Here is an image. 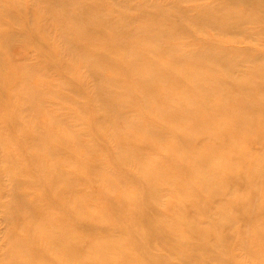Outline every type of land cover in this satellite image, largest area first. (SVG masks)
Returning <instances> with one entry per match:
<instances>
[{
    "label": "rangeland",
    "instance_id": "rangeland-1",
    "mask_svg": "<svg viewBox=\"0 0 264 264\" xmlns=\"http://www.w3.org/2000/svg\"><path fill=\"white\" fill-rule=\"evenodd\" d=\"M4 1L6 0H0V9L4 8ZM70 1L71 4L67 10L69 12L80 9L78 4L80 1L95 4L105 2V8L96 11L95 15H89L91 19H76V17L63 15L64 11L60 8V4L58 2L55 4L52 0H11L9 7H18L23 13L19 14L16 19L6 15V18L0 17V30L7 36L6 39H0V48L6 51L7 61L2 64V68L6 66L9 72L21 70L18 75H21V78L23 77L22 79L27 83L25 84L27 97L20 101L21 107H19L22 125L3 130V122L0 121V131L21 134L24 128H34L35 130H32L36 135L42 134L45 138L48 136L50 142L59 143L63 140H72L76 144L74 147L85 151V146H96L95 141L98 142V145H111L109 134L113 131L118 133V135L113 134L115 140L133 144L132 146L138 145V140L144 138L156 139L155 135L146 129V125H143L145 119L139 112L140 107L127 105L129 102L126 96L127 88L132 85V81L138 79H127L125 72L120 70L118 65L108 67L97 61L93 62L91 55L98 52L104 56L108 55L111 59H115L117 56L123 58L122 54L124 53H144L142 57L134 61L131 70L145 82L153 83V80L158 79L156 84L162 90L161 94L158 89H154L147 95L146 92L144 93V87L138 86L137 88L138 95L145 94L152 100L148 105L150 109L141 108L142 111L144 113L148 111L154 117L157 114L168 124V127L165 128L164 137L158 138L156 147L152 145L144 147V155L137 157L132 163L134 169L139 167V169L154 173L153 167H158L162 163L174 162L175 159L185 154H194L202 161L210 163L218 162L222 157V150H210L205 142L213 138V131L225 126L226 117L236 115L230 100L237 102L242 96L235 90L237 82H242L240 87L257 85L256 93L251 97L253 103L250 104L252 106L240 110L245 109L243 115L250 114L249 117L254 116L253 119L264 122V12L259 7L255 9L247 7L243 12L235 4L237 0ZM50 2L53 5L49 6ZM165 5L170 7L169 10H166L167 8L163 10ZM100 8L102 7L100 6ZM202 9L205 12L209 10V22L203 23L195 20ZM155 13L163 15H158L155 19L153 17ZM160 17L164 18L162 22L168 23L167 27L181 24L186 29L174 35L146 31L148 26L157 23ZM225 18H227L226 21ZM94 19H96V23L93 22ZM107 22L111 23L110 27H119L120 25L121 27L117 28L118 33L114 28H107L108 32L105 33V36L95 31V25L100 27L103 23L108 24ZM31 30L32 35L30 34ZM37 33L41 35L40 38L37 37ZM134 36L137 38H134V41H129ZM120 38L126 42L118 43ZM162 46H165L164 51L157 55V50ZM219 48H226L223 50H226L228 55L227 61L181 60L182 57L191 56L197 51L209 52L212 50L215 52L217 50L215 52L217 53ZM150 55H156L151 62L146 59ZM248 57L251 59L246 60ZM65 62L68 63L67 68L61 65ZM169 65L171 66L169 67ZM162 67L164 69L168 67L171 74L158 77V70ZM119 72L123 81L114 80V76H118ZM180 73H185L190 77V80L194 82L190 85L197 83L202 88H206L207 90L204 91L207 93V98L195 93V88L189 90L186 86L179 84L180 80L175 76ZM78 81L80 83H77ZM14 82H20L19 77ZM79 87L82 88V94L74 90ZM102 87L114 91L117 95L115 103L113 102L114 104L111 106L96 96ZM192 91L194 93L187 96L188 92ZM110 96L112 97L111 92ZM193 109L213 112L216 115L208 122L191 121V114H194L192 113ZM237 111L239 110L237 109ZM5 112L9 113L10 111L6 110ZM183 134L195 142L193 147L187 145L188 148L182 144L180 137ZM232 134V136H241L239 133ZM203 139L206 141L199 144L198 141ZM30 141L33 145L40 144L45 150L51 148L50 142H43L42 145L37 136H34ZM113 144L115 146L114 142ZM248 144L246 147L254 156H264L262 144L257 141ZM74 147H71L69 151H73ZM166 150L173 151V161H163L164 157L161 155ZM95 151L92 150L87 154L94 155ZM131 151L133 150L131 149L125 154L132 156ZM96 154L100 159L99 164H102L97 167L105 173V169L112 165V158L108 156L107 151L102 149L96 151ZM15 155L19 159L21 154L18 151ZM166 155L164 156L166 157ZM20 161H24V159ZM43 162H47V166L43 167L42 174L58 172L60 175L58 184L53 187L50 197L58 199V201L51 203L50 199L41 196V192L44 194L42 188L53 181L48 180V183L45 182L42 186L37 185L35 187L37 189L32 190L33 192H30L31 194L27 195L23 199L24 201L19 202L15 213L14 209L10 213L15 215L13 216L14 225L19 227L16 233L12 234L8 221L0 218V250L4 249L8 253L13 247L15 251L20 244L11 246L9 236L12 235L15 239H20L26 234V230L21 225L30 222L26 215L34 210L37 214L33 218L32 224L36 231L33 230L27 234L26 239H29V236L33 237V240H29L34 242L36 250L40 248L47 252H53L49 256H39L33 262L25 255L22 259L27 260V264H81L93 260H96L97 264H117L115 262L117 258L122 262L123 255H125L122 252L118 253L117 250L135 251L137 244L129 242L127 239L126 246L117 247L116 251L107 248L113 243H120L124 239L122 235L95 234L88 236L81 230L74 231L76 216H70L72 213L69 212V207H77V197L81 199L79 211H92L96 205L100 207L97 193L109 189L104 185L95 186L87 179L78 180L76 184L74 176L77 168L80 164H85V161H67L64 153L53 150V152H49ZM226 165L222 168L233 170L238 164L231 161ZM207 166L210 167V165ZM198 168H202L201 163L196 164L195 169ZM243 169L259 171L261 175L258 178L246 176L242 179H227L226 186L230 189H226L221 196L229 198L221 201V196L215 197L212 205L210 204L211 197L206 194V189L216 186V180L206 177L200 181L194 173L178 175L185 179L188 185L191 183L193 186L196 185L197 188H194L197 192L200 191L198 194L189 193V188L179 190L173 183L158 177L154 183H156V190L160 192L159 196L153 194V197H150L152 202L141 199L137 205L138 208L149 214L150 225L139 226L130 223L124 236L133 234V240L135 238L137 241L141 235V238L149 243V247L156 255L164 256L165 259L172 262L195 264L185 263L183 259L188 257L186 255L189 249L176 245L190 242L193 244L192 250L200 252L198 248L199 244H203V236L195 232V226L209 227L211 228V238L207 241L206 251L202 253L207 259H211L206 263L225 264L229 258L231 259L230 264H264V161H249ZM171 174L177 175L174 171ZM105 175L107 178L108 176L113 177V174L110 175V173ZM130 178L134 183H121V185L115 183L110 191H113L112 189L117 191L121 188L122 192H128L132 191L134 187H142L137 174ZM5 182V187H0V203H2L0 215L5 213L8 203L13 199L8 176L5 177ZM66 184L68 188L76 186L80 193H72V189L64 187ZM20 188L21 193H24V190L25 192L31 191L25 184ZM250 190H255V192L251 206L245 214L248 220L239 222L240 218L235 209L236 203L239 196L247 198V192ZM139 197H141L140 194ZM34 198L40 200L31 206L29 201ZM87 200L90 202L86 203ZM191 200H198L200 203L190 204ZM149 205L151 207L145 210L144 207ZM221 205H224L225 207L222 208H225V212L229 213L228 218L217 213ZM131 206L135 205L131 204ZM123 211L122 217L113 219L114 227L125 226L127 219L135 220L138 217V211L134 207H126ZM217 223L221 227L227 224L233 225L232 230L242 229L241 232L244 230L243 239L238 235H231L229 242H224L221 239L220 228H214ZM99 225L103 229L108 227L101 220H99ZM151 232L152 234H150ZM68 239L73 241L82 239L85 244L96 245L98 250L89 246L79 254L77 252L71 254L68 252ZM172 247H175V250L170 249ZM1 262L2 264L9 263L6 254Z\"/></svg>",
    "mask_w": 264,
    "mask_h": 264
},
{
    "label": "bare ground",
    "instance_id": "bare-ground-1",
    "mask_svg": "<svg viewBox=\"0 0 264 264\" xmlns=\"http://www.w3.org/2000/svg\"><path fill=\"white\" fill-rule=\"evenodd\" d=\"M11 0L4 1V8L0 9V17L6 18L12 17L13 19H16L19 14H22L23 11H21L18 7H9V4ZM55 4L58 2L60 4V8L62 9L63 15H69L72 18L76 19H82V18H89V15L96 13L98 10H102L105 8V2H99L93 3V2H78L80 9L77 11L69 12L67 11L69 9V5L71 4L70 0H52ZM52 2H50L49 6L53 5ZM239 6V10L243 11L247 7H259L261 11L264 12V0H237L235 2ZM100 6L102 8H100ZM174 7V5H173ZM167 8L166 10H169V6H164L163 10ZM179 10V8H178ZM162 11V9H161ZM160 12V10H159ZM209 10L205 12L204 9L200 10L198 13V16H196L195 20L197 22H209L210 16H208ZM162 13V12H161ZM161 13H155L154 18L157 19V16H162L164 14ZM264 14V13H263ZM91 19V18H89ZM164 19V18H163ZM161 17L158 20L157 23L151 24L148 26L146 31H152L154 33H161V34H169L174 35L177 33H181L186 27L182 26L181 24H175L173 27H167V22H162ZM255 19V17H254ZM227 18H225V21ZM224 21V22H225ZM94 23H96V19L93 20ZM108 23V22H107ZM135 23V22H134ZM137 23V22H136ZM102 24V23H101ZM109 24L103 23L100 27L95 25V31L98 33H101L105 36V33L107 28H114V30L117 32V28H120L121 26H113L110 27ZM177 25V26H176ZM92 27V26H91ZM79 28V27H78ZM94 28V27H92ZM84 31V30H83ZM82 32V31H81ZM63 33H66L63 31ZM118 33V32H117ZM149 33V32H148ZM32 35V30L30 32ZM40 34L37 33V37L40 38ZM151 37V36H150ZM7 36L4 35V32L0 30V39H6ZM32 38V36H31ZM137 37H131L129 41H134ZM153 38V37H151ZM32 40L35 41L34 38ZM37 41V40H36ZM101 41V40H100ZM40 43V41H38ZM42 42V41H41ZM123 42V44L126 42V40H123V38H120V41L118 43ZM109 43H112V41H109ZM43 44V43H41ZM38 45V44H37ZM36 45V46H37ZM39 47V45H38ZM124 48V47H123ZM165 46L159 47V50H157V55H160L164 51ZM226 48H219L217 53L212 52V50H209V52H194L191 56H184L181 58V60H197V59H210L211 61H227L229 58L227 57L226 50H223ZM103 53V52H102ZM110 54V53H109ZM144 53L140 52H131V53H124L122 55L123 58H119L117 56L115 59H111L108 55H102L100 52L94 53L91 55V60L100 62L101 64H106L108 67H113L118 65L119 69L124 71L126 74L127 79H133L136 78L138 80L132 81V85L127 88L126 96L128 97L127 105L133 106L136 105L139 109V112L141 113V116L145 119L143 122V125H146V129L151 132L153 135H155L156 139L151 138H144L143 140H138L137 144H125L124 141H118L115 140L113 137V134L118 135L116 131H113V133L109 134L110 140L112 142L111 145H98V142L95 141L96 146L94 145H88L85 146V150H80L76 147H74L76 144L74 141L70 140H63L59 143L56 142H50L48 141V136L45 138L42 134H35L32 129L24 128V131H21V134H13L12 131H9L8 133H4V128L10 129L14 128L18 125H22L21 123V111L19 107H21L20 101L27 97V87L25 84H27L24 79L21 78V75H18L21 73V70L15 71H7V67L4 66L2 68V64L7 62L6 61V51L0 48V121L3 122V130L0 131V187H5V177L8 176L10 180V187H11V194L13 195V199L8 203L7 209L5 213L0 215V218H3L4 221H8L10 224V228L12 230V234L16 233V231L19 230V227L17 225H14V218L11 215V211L14 209V213L19 207V202L23 200L27 195L31 194L30 192H33L32 190L37 189L35 188L37 185L42 186L47 182L48 180L53 181L52 183H48L46 186L42 188L44 191V194L41 192V196L44 198L50 199L51 203H55L58 201V199L50 198L51 192L53 190V187H55L58 184V181L60 179V175L58 172L50 173L48 175L42 174L43 167L47 166V162H43L49 155V152H53V150L61 151V153L65 154V158L67 161H85V164H80L78 166L76 175L74 176L76 178V184L78 180L87 179L91 181L95 186L97 185H104L107 186L109 189H104L100 193H97V197L99 198L100 207L96 205V207L93 208L92 211H79L78 208L81 204V199L77 197V207L71 208L69 207L70 216H76L75 217V223H74V231L75 230H81L84 234L88 236H92L95 234H104V235H122L124 239L116 244L113 243L111 246H107V248L110 249H117V247H124L126 246V239L129 242H135L137 245L135 247V251L131 250H117L118 253L122 252L125 253L123 255V261L120 262L117 260L115 261L117 264H181L179 262H172L167 259H165L164 256L156 255L151 247H149V243L146 242L140 238L136 241L135 238L133 240L134 235L128 234V236H124V233H126V230L130 223L137 224L139 226L142 225H150L151 219L149 214L145 213L141 210V208H138L137 205H139V200L144 199L147 202H152L150 200V197H153V194H157L159 196L160 192L156 190L154 183V180H156L158 177H161L164 181L173 183L177 186V189L179 190H186V188H189V193H198L200 194V191L197 192L195 188H197L196 185L187 184L185 179L180 178L178 175L181 174H195L198 177V180H203L206 177H210L209 179H214L217 181L216 186L213 188L206 189L207 193L209 194L208 197H211L210 204L212 205L215 201V197H219L222 195L226 189H230L228 186H226V180L227 179H242L246 176H253L254 178H258L261 174H259V171H248L244 170L243 168L247 166L249 161H264V156H254L249 149L246 147L249 142L257 141L258 143L262 144L264 146V122L259 121L256 119H253L254 116L249 117V115H243V110H240L242 108H249L252 106L250 104L253 103V100L251 97L256 93L257 85H251L246 87H240L242 86V82L235 83L237 85V88L235 86V90L237 94L240 93L241 98L237 102H232L231 107L235 108L234 112L236 115L231 116L232 117H226L225 118V126L217 129V131H213V138L209 141L205 142L206 140L203 139L202 141H198L199 144H202L205 142L207 147H210V150L213 149H221L222 150V157L219 158L218 162H212L209 161H202L199 157H195V155L191 154H185L179 157L178 159H175L174 162H168V163H162L158 165V167H153L154 173L152 171L147 172L144 169L135 168L132 163L135 162V159L139 156H143V150L145 146L157 145V140L160 137H164L165 128L168 127V124L163 121L157 114L154 117L150 112L146 111L145 113L142 111L141 108H149V104L151 103V98L149 99L148 96L145 94H137L138 86L144 87V93L146 92L147 95H149V92L154 89H158L159 94L162 93V90L158 84H156L158 79L153 80L152 82H145L143 78H139L133 71L131 70V66L133 65L134 61L142 57ZM256 55V54H255ZM156 56V55H155ZM155 56L150 55L146 59L151 62L155 58ZM251 59L248 57L246 60ZM140 62V61H139ZM232 62V60H231ZM9 64V63H8ZM61 65L65 66L67 68L68 63H61ZM113 65V66H112ZM171 65H169L170 67ZM171 71H169L168 67L167 69H164L163 67L158 70V77H164L165 75H169ZM118 76H114L115 81H123L121 78V73L119 72L117 74ZM19 77L20 82H14ZM132 77V78H131ZM177 79H179V84H182L186 86V88H189V90H192L195 88L194 92L199 93L204 98H207V93L204 90H207L206 88H202L197 83L196 85H190L191 83H194L190 80V77H188L185 73H180L177 76H175ZM93 78V77H92ZM73 83V82H72ZM77 83H80L78 81ZM256 87V88H255ZM82 89V88H81ZM80 89H74L76 92L82 94L83 91ZM110 92L112 94V97L110 96ZM193 91L191 93L188 92L191 96ZM96 96L100 99L106 101L110 106L115 103V99L117 97L116 93L112 90L105 89L104 87L100 88L99 91L96 93ZM161 96V95H160ZM18 97V98H17ZM235 101V100H234ZM114 102V103H113ZM237 109L239 111H237ZM9 110V113H6L5 111ZM110 110V109H109ZM218 110V107H217ZM264 110V108H263ZM107 111V110H106ZM105 111V112H106ZM191 114V121L198 120L197 122L203 123L211 121L216 113L213 112H207L204 110H198L193 109ZM234 113V114H235ZM107 114V112H106ZM108 115V114H107ZM244 117H242V116ZM110 116V115H109ZM151 119V120H147ZM252 121V122H251ZM251 123V124H250ZM140 125V123H139ZM261 125V126H260ZM232 133H239L241 136H232ZM34 136H37L40 139V142L43 145V142L49 143L51 145V148H48L47 150L43 149L40 144L33 145L31 144L30 140L33 139ZM192 136V134H191ZM96 138L99 140V138L96 136ZM30 141V142H29ZM180 141L182 144H184L186 147L191 146L193 147L194 141H192L191 138H188L186 134H183L180 137ZM115 143V146L113 144ZM188 145V146H187ZM250 145V144H248ZM71 147H74L73 151H69ZM135 147V148H134ZM189 148V147H188ZM99 149H102L104 151L108 152V156L111 159L112 165L110 167L105 169V173H103V170H100L101 168L97 167L99 165L100 159L97 157L96 151ZM133 150L130 153L132 156H128L125 154V152H128L129 150ZM96 150L94 152V155H88L87 153ZM123 150V151H120ZM173 150V149H172ZM166 150L164 154L161 155V157H164L163 161H173V151ZM20 152L19 159H17L15 153ZM172 152V154H171ZM170 153V154H169ZM165 154L166 157L164 156ZM160 157V158H161ZM24 159V161H20ZM180 159H182L180 161ZM233 161L234 163L238 164L235 166L233 170H225L222 167H224L226 164ZM202 164V168L195 169L196 164ZM206 165H210L206 167ZM227 166V165H226ZM113 169V170H111ZM173 169V170H172ZM193 169V170H192ZM110 171V172H109ZM174 173L171 174L170 173ZM106 173L113 174V177H106ZM163 173V174H161ZM136 174L139 176V182L141 183L142 187L137 188L134 187L132 191L128 192H122L120 189H112L113 191H110L111 188H113L114 184L120 183H134L133 180L130 177L136 176ZM178 176V177H177ZM64 178V177H63ZM27 185L31 191H27L24 193H21L19 191L21 185ZM67 189H72V193H80L79 189H76V186L68 188L67 184L64 186ZM195 187V188H194ZM231 191V190H230ZM122 192V193H120ZM255 190H250L247 192V198H244L242 196H239L237 205L235 206L236 213L239 215V222L247 221L248 218H246V212L251 206V202L253 199ZM1 194V192H0ZM139 194L141 197H139ZM36 197V196H35ZM93 197V196H92ZM229 197L227 196H221L220 200L224 201ZM91 199V198H90ZM94 199V198H93ZM28 200V199H27ZM40 200L39 198L31 199L30 204L31 206H34V202H37ZM24 201V200H23ZM22 201V202H23ZM90 200H87L86 203H89ZM196 202L197 204L200 203L198 200L190 201V204H193ZM131 204H134L135 206H131ZM2 205V203H0ZM22 205V204H21ZM24 205V204H23ZM126 207H134L138 211V217L133 220V218L127 219V222L125 226L122 227H114L115 222L113 219H118L119 217L123 216L124 209ZM151 207V205L144 207L145 210H148ZM224 205H221L220 210H217V213H220V215H224V218L229 217V213L225 212ZM217 208V209H219ZM37 213L33 210V212H29L28 215H26L29 223L26 225H21L23 229L26 230V234L21 237L20 239H15L12 235L9 236V241L11 246L18 245L14 251V248L12 247L11 250L6 253V250L2 249L0 250V264H2V258L6 254L7 259L9 260L8 264H27V260L22 259L23 256L27 255L29 260L31 262L37 260V257L39 256H49L52 253L51 251L47 252L43 249L38 248L35 249L34 242L30 241L33 240V237L29 236V239H26L28 237L27 234H30L33 230L36 231V228H34L32 222L33 218L36 216ZM245 215V216H244ZM99 220H101L103 223L107 224L108 227L106 229L101 228L99 225ZM6 221V222H7ZM223 223V222H222ZM238 223V222H237ZM19 225V226H20ZM236 226V225H235ZM13 227V228H12ZM233 225L230 224L220 226V224L217 223L215 225L216 228H220V232L222 233V240L226 243L229 242L231 235H238L243 239L244 236V230L241 232L242 229L239 230H232ZM175 230V228H174ZM162 232V231H161ZM195 232L199 235L203 236V244H199L200 252H194L192 250L193 244L190 242H183L179 243L176 246H179L184 249H189L188 254L186 258L183 259L185 263H195V264H208V262L211 259H207L206 256H203V252L206 251L207 241L211 238V228L209 227H196L195 226ZM152 234V232L150 233ZM158 234H164V233H158ZM79 242V244H78ZM24 243V244H22ZM91 246L92 248L98 250L97 246L94 244H85L84 240L80 239L79 241H73V240H67V247L68 252L79 254L80 251H84L87 247ZM175 246V247H176ZM175 247H172L170 249L175 250ZM106 248V247H102ZM169 249V248H167ZM174 252V251H170ZM12 254V255H11ZM231 259H227L225 264H230ZM172 262V263H171ZM81 264H97L96 260L85 262ZM115 264V263H114Z\"/></svg>",
    "mask_w": 264,
    "mask_h": 264
}]
</instances>
